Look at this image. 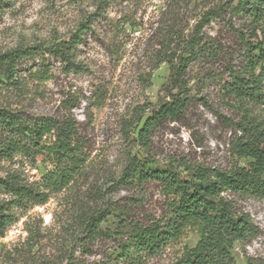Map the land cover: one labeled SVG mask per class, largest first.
Returning <instances> with one entry per match:
<instances>
[{
  "label": "rangeland",
  "instance_id": "obj_1",
  "mask_svg": "<svg viewBox=\"0 0 264 264\" xmlns=\"http://www.w3.org/2000/svg\"><path fill=\"white\" fill-rule=\"evenodd\" d=\"M223 1L0 0V54L67 40L87 24L75 58L80 69L71 70L48 57L49 77L41 79L32 73L40 67L41 59L35 56L18 64L16 86L0 76V108L26 118L70 116L76 120L86 156L68 186L43 204L18 208L0 227V264H125L119 244L131 226L163 217L170 198L153 181H118L129 156L149 157L179 171V163L220 169L248 164L250 159L239 158L233 146L242 135L238 125L244 106L222 89L240 49L222 19L202 29L218 52L188 66L192 98L183 116L163 121L150 134L148 148L138 142L143 119L176 91L170 63L163 60L166 45L179 54L178 42L193 31L202 12ZM250 114L264 125V105ZM50 167L41 156L34 162L21 156L0 158V177L15 170L32 181ZM230 198L249 214L256 229L250 238L234 243L235 261L264 264V195ZM98 213L104 219L89 230L86 220ZM198 238L188 231L145 257L144 263L174 264L183 248L194 246Z\"/></svg>",
  "mask_w": 264,
  "mask_h": 264
},
{
  "label": "trees",
  "instance_id": "obj_2",
  "mask_svg": "<svg viewBox=\"0 0 264 264\" xmlns=\"http://www.w3.org/2000/svg\"><path fill=\"white\" fill-rule=\"evenodd\" d=\"M216 19H222L233 32L240 49L238 62L227 68L228 79L222 89L228 98L244 106L243 121L238 125L242 135L233 146L239 158L250 161L229 169L179 163L183 172L172 164L160 166L149 157L129 156L118 181L122 184L153 181L170 198L163 217L131 226L126 240L119 244L120 261L125 264H145V257L159 253L188 231L199 238L194 246L183 248L174 264H238L231 253L234 243L255 233L251 217L237 209L230 195H264V125L250 114L254 107L264 105V0H225L209 6L193 31L179 39V54L170 48L169 41L166 43L169 48L163 60L170 63V82L176 91L169 92L168 98L143 119L138 128V142L148 148L150 134L163 121H177L185 113L192 98L186 79L188 66L218 52L202 32L204 25ZM86 28L87 24H82L67 40L47 46L17 47L1 53L0 76L16 86L20 81L18 64L35 56L41 59L40 67L32 73H38L41 79L49 77L45 62L48 57L71 70L80 69L81 64L75 58ZM16 156L33 162L41 156L51 167L32 181L15 170L0 177L3 195L0 227L15 216L18 208L43 204L52 193L68 186L79 174L86 157L76 120L70 116L26 118L0 108V158L11 160ZM103 219L99 213L97 217L91 215L85 225L94 230ZM246 264L254 263L247 259Z\"/></svg>",
  "mask_w": 264,
  "mask_h": 264
}]
</instances>
